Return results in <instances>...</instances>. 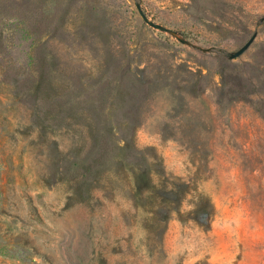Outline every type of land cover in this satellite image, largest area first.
Wrapping results in <instances>:
<instances>
[{
	"label": "rangeland",
	"instance_id": "374dc122",
	"mask_svg": "<svg viewBox=\"0 0 264 264\" xmlns=\"http://www.w3.org/2000/svg\"><path fill=\"white\" fill-rule=\"evenodd\" d=\"M0 264H264V0H0Z\"/></svg>",
	"mask_w": 264,
	"mask_h": 264
},
{
	"label": "water",
	"instance_id": "95a60500",
	"mask_svg": "<svg viewBox=\"0 0 264 264\" xmlns=\"http://www.w3.org/2000/svg\"><path fill=\"white\" fill-rule=\"evenodd\" d=\"M141 16L143 17V19H146L145 15L143 14V12L140 11Z\"/></svg>",
	"mask_w": 264,
	"mask_h": 264
}]
</instances>
